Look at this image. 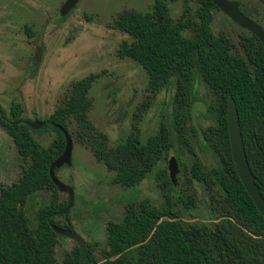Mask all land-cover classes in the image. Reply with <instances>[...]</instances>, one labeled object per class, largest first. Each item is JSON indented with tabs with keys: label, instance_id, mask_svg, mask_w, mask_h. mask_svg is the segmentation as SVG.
<instances>
[{
	"label": "trees",
	"instance_id": "16d2710c",
	"mask_svg": "<svg viewBox=\"0 0 264 264\" xmlns=\"http://www.w3.org/2000/svg\"><path fill=\"white\" fill-rule=\"evenodd\" d=\"M166 1L155 0L150 12L126 11L117 15L113 28L131 40L122 42L116 54L141 66L147 76L145 90L150 95L161 88L174 89L172 130L180 144L186 145L184 110L196 82H202L214 95L215 105L209 107L214 124L201 131L200 143L215 166L208 168L194 156L187 178L201 183L207 192L210 222L182 220L173 210L170 195L163 196L159 207L147 200L131 202L120 221L106 223L102 264H264V219L235 173L225 117L226 102L231 98L245 159L264 201L263 49L248 32L239 36L241 53L233 52L223 33L214 35L210 22L215 7L210 0H180L186 10L190 1L197 8L192 15L185 11L175 21L169 16ZM95 77L90 74L72 82L62 106L38 121L43 124L38 130H31L19 120L16 105L10 106V121L1 122L18 155L28 163L14 183L0 186V264H97L89 250H84L81 257L78 246L62 262L54 259L58 235L52 227L72 230L68 210L63 213L68 201L58 202L53 192L48 204L36 207L33 229L23 211L25 203L39 191L55 188L49 180L48 167L63 150L59 128L67 131L68 118L74 124L75 140L113 173V183L123 187L139 183L170 151L171 134L163 123L143 143L131 131L121 143L109 146L106 136L87 118V93ZM30 131L52 132L56 138L41 148ZM167 184L175 190L169 181ZM176 194L185 207L192 205L193 192ZM56 217L66 223L60 225Z\"/></svg>",
	"mask_w": 264,
	"mask_h": 264
},
{
	"label": "rangeland",
	"instance_id": "374dc122",
	"mask_svg": "<svg viewBox=\"0 0 264 264\" xmlns=\"http://www.w3.org/2000/svg\"><path fill=\"white\" fill-rule=\"evenodd\" d=\"M65 0H0V121L10 119L9 108L16 105L19 115L28 121L43 120L62 106L72 82L87 75H95L87 93L90 108L87 118L106 136L107 144L115 146L135 131L140 143L165 124L171 137V149L137 184L123 187L113 183V173L91 155L89 149L74 138V124L66 120L71 139L70 165L58 168L55 176L72 190L73 201L67 220L72 232L78 235L97 264L104 262L107 222H118L126 205L147 200L154 207L163 204V196L170 195L173 210L185 221L210 222L206 211L207 192L203 185L189 177V169L196 156L208 168L215 161L201 143V131L214 124L209 107L215 97L200 81L184 110L185 144H180L172 130L171 99L174 89L161 88L153 96L146 90L147 76L141 66L129 58L116 54L122 42H130L127 34L113 28L117 15L124 11L150 12L154 0H77L66 14L60 9ZM242 10L264 29V0H234ZM169 16L175 21L185 11L192 15L197 4L190 1L187 10L182 1H166ZM210 30L223 33L232 44L233 52L241 53L239 36L247 32L232 23L216 8L211 10ZM24 27L30 31L27 38ZM41 35L43 50L40 59L36 40ZM34 57L36 59H34ZM32 138L41 148L50 145L56 135L35 133ZM173 157L177 172L171 190L167 184V161ZM17 154L9 136L0 123V186L16 181L27 166ZM194 193L192 205L185 207L177 198L178 192ZM55 192L58 202L67 203L65 193L56 188L39 191L24 207L30 228L35 227L34 211L48 204ZM60 225L63 218H55ZM77 244L74 240L57 236L53 248L55 261L62 262Z\"/></svg>",
	"mask_w": 264,
	"mask_h": 264
},
{
	"label": "water",
	"instance_id": "95a60500",
	"mask_svg": "<svg viewBox=\"0 0 264 264\" xmlns=\"http://www.w3.org/2000/svg\"><path fill=\"white\" fill-rule=\"evenodd\" d=\"M77 0H66L61 9V15L66 14L76 3ZM211 4L225 15L232 23L242 30H245L249 34L253 35L256 40L260 43L261 48L264 52V29L254 22L249 17L245 16L238 10V5L235 1L228 0H210ZM1 112V110H0ZM226 128L227 137L229 143L230 157L233 163L235 173L238 180L243 186L245 192L251 199L253 205L255 206L258 213L264 219V201L262 200L258 188L254 183V177L251 175L248 168L244 150L240 138V133L238 129L237 113L234 107V103L231 98L227 99L226 102ZM26 125L32 129H39L42 124L34 122H26ZM64 139V147L60 155L50 164L48 167V177L52 185L57 189L59 193H65L68 197L67 206L63 209V213L66 212L72 205L73 194L72 190L61 183L54 174V169H58L62 166L70 165V155H71V139L67 131L59 128ZM167 173L169 182L175 185V175L177 172L176 161L173 157H170L167 161ZM54 233L58 236H65L74 240L79 247L81 257H83L84 245L82 239L73 233L72 231L52 227Z\"/></svg>",
	"mask_w": 264,
	"mask_h": 264
},
{
	"label": "flooded vegetation",
	"instance_id": "af4514ba",
	"mask_svg": "<svg viewBox=\"0 0 264 264\" xmlns=\"http://www.w3.org/2000/svg\"><path fill=\"white\" fill-rule=\"evenodd\" d=\"M66 1V0H65ZM64 1V2H65ZM155 1V0H154ZM228 1H231V0H228ZM232 1H234V0H232ZM77 2V1H76ZM236 2V1H235ZM237 3V5H238V10L242 13V11L246 14L247 12H245L244 10H242V4L240 3V2H236ZM76 4V3H75ZM63 5V4H62ZM239 5H240V7H239ZM73 8V7H72ZM71 8V9H72ZM242 10V11H241ZM124 12H126V11H124ZM120 14V13H119ZM243 14V13H242ZM246 16V15H245ZM248 17V16H247ZM250 18V17H249ZM251 19V18H250ZM255 22V21H254ZM259 25V24H258ZM24 32H25V34H26V37L27 38H30L31 37V34H30V31L28 30V28L27 27H24ZM36 43H37V50H38V54L36 55V58L37 59H40V57H41V53H42V50H43V45H42V42H41V35L39 34V36H38V38H37V40H36ZM35 57H34V59H36ZM10 109V108H9ZM0 110H1V112H0V115H1V117H2V109H1V107H0ZM9 113H10V110H9ZM10 118H11V116H10ZM19 120L21 121V122H23L25 125H26V122H34V123H41V122H38L39 120H35V121H28V120H26V119H23L22 117H20V115H19ZM10 121V119H8V120H6V121H0V123L1 122H9ZM41 121V120H40ZM42 124V123H41ZM2 125V124H1ZM43 125V124H42ZM42 127V126H41ZM4 128V127H3ZM5 130V129H4ZM32 130V129H31ZM38 130V129H37ZM6 133V132H5ZM7 134V133H6ZM7 136H9L8 134H7ZM10 137V136H9ZM10 139H11V137H10ZM11 141H12V139H11ZM13 143V142H12ZM14 145V144H13ZM15 147V146H14ZM15 149H16V147H15ZM16 152H17V150H16ZM18 154V153H17ZM19 156V155H18ZM20 157V156H19ZM21 174V173H20ZM20 176V175H19ZM57 178V177H56ZM18 179V178H17ZM15 182V181H14ZM14 182H12V183H14ZM11 183V184H12ZM11 184H9V185H11ZM8 185V186H9ZM2 187H6V186H2ZM68 198V197H67ZM71 231V230H70Z\"/></svg>",
	"mask_w": 264,
	"mask_h": 264
}]
</instances>
